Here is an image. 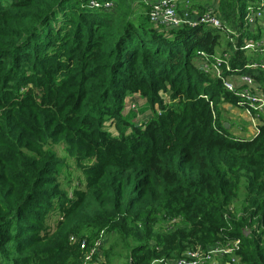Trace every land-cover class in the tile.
Here are the masks:
<instances>
[{"label": "trees", "instance_id": "16d2710c", "mask_svg": "<svg viewBox=\"0 0 264 264\" xmlns=\"http://www.w3.org/2000/svg\"><path fill=\"white\" fill-rule=\"evenodd\" d=\"M134 1L0 0V264H82L81 242L101 232L131 247L128 264L215 247L231 250L215 264H264V116L257 133L233 135L223 105L247 102L196 55L213 64L219 51L223 78L264 89L241 49L264 38L260 0H217L218 28L162 31ZM248 12L262 15L253 32ZM132 94L151 110L140 124L123 113ZM67 159L84 184L69 193Z\"/></svg>", "mask_w": 264, "mask_h": 264}, {"label": "built area", "instance_id": "2783aa9c", "mask_svg": "<svg viewBox=\"0 0 264 264\" xmlns=\"http://www.w3.org/2000/svg\"><path fill=\"white\" fill-rule=\"evenodd\" d=\"M138 4H145L151 6L149 13L150 22L153 23L157 30H172L197 26H211L220 27L219 18L213 14L212 10L207 9L202 15H188L186 8L188 1L184 0H159L157 2L150 3L149 0H135ZM92 6H98L92 2ZM260 5L264 9V0H260ZM110 4L105 5L109 7ZM248 24H253L254 20L262 22V15L260 12H248L247 14ZM235 49V48H234ZM242 50H250L255 53L264 54V38L258 41H248L241 48ZM200 62V69L205 72L212 73L218 79H221L225 89L229 92H233L236 96L247 102V106L243 109L245 115L250 122L249 127L254 131L251 134L258 132V126L260 125V119L264 116V95L261 93L258 84L255 80L248 75H232L231 78H223L221 75V64L226 65V70H229L227 56H215L211 59L213 64H208L210 59L204 52H198ZM264 57V56H263ZM262 57V58H263ZM249 69L260 68L264 72V63H251L248 65ZM242 83V88L235 86L237 83ZM255 86V89L250 87ZM128 99V98H127ZM126 99V100H127ZM238 243V242H237ZM236 243V244H237ZM100 241L96 240L92 243L91 247H88L85 241L81 242L80 249L83 252L82 264H96L94 258H102L100 254ZM231 253L230 249L215 247L207 253L199 251H188L184 258L173 261H154L152 264L163 262V264H215L216 258Z\"/></svg>", "mask_w": 264, "mask_h": 264}, {"label": "rangeland", "instance_id": "374dc122", "mask_svg": "<svg viewBox=\"0 0 264 264\" xmlns=\"http://www.w3.org/2000/svg\"><path fill=\"white\" fill-rule=\"evenodd\" d=\"M185 2L188 0H184ZM130 2H133V0H130ZM189 2V1H188ZM209 0H191V3L198 5V4H205L208 3ZM136 2L134 1V4ZM139 11V10H138ZM227 40V38H223L222 41ZM230 54V53H229ZM235 86L241 87L243 86L242 83H237ZM164 96V95H163ZM165 97V96H164ZM156 108V107H155ZM239 112H241L242 116H245L247 119L248 117L245 115L244 110L240 108H235ZM125 117L130 120V122L140 124L144 120H146L151 115V110L144 98H141L138 95H131L128 97V99L125 101L124 105V111H123ZM247 125L250 124L249 120L246 121ZM232 123H235V127H239L244 125L246 126V123L243 119L240 117L238 119L233 118ZM107 128L110 132L113 134H116L115 129L112 125H110V122L106 124ZM246 128V127H244ZM252 132L254 131L253 128H251ZM236 131H233V133L238 135H247L246 130L245 132L240 131L238 129H235ZM239 131V132H238ZM56 153L62 157L64 156L63 153V147H55ZM59 183L60 187L65 190L66 192H71L74 187H78L83 189V175L81 173V170L76 168L74 163L71 159L66 160V167H64L61 171V175L59 177ZM242 192V191H241ZM51 218L48 221V226H54L55 221L59 219L58 213L55 212L51 214ZM53 228V227H52ZM100 241V254L102 256V252H108L109 253V264H128V253L130 248H127V246L123 245L122 243H119V239L116 235H108L104 232L100 233L99 239H96ZM106 258V257H104Z\"/></svg>", "mask_w": 264, "mask_h": 264}, {"label": "crops", "instance_id": "0c3cea01", "mask_svg": "<svg viewBox=\"0 0 264 264\" xmlns=\"http://www.w3.org/2000/svg\"><path fill=\"white\" fill-rule=\"evenodd\" d=\"M158 0H149V2H157ZM189 1V3H188V6H190V5H194V6H198L199 8H203V9H213L214 10V5H215V3H216V1L217 0H209V2L208 3H205V4H198V5H195V4H193V3H191V0H188ZM136 4L137 3H135V6H136ZM136 8V11H134V15L135 16H137V14H140L139 12H140V8H137V7H135ZM139 10V11H138ZM250 25H253L252 23L250 24ZM251 30H252V32L255 30V24L253 25V26H251ZM262 39V38H261ZM258 40H260V39H252V38H248V39H246L245 40V42H244V44L246 43V42H248V41H253V42H255V41H258ZM244 52H245V54L246 55H248L249 56V58H250V62L248 63V64H251V63H257V64H259V63H264V61H263V56H264V54H259V53H255V52H253V51H250V50H243ZM198 52H203L202 50H199V51H197L196 52V55H197V58L199 59V54H198ZM216 57L217 56H221V54L219 53V51L218 52H216V55H215ZM229 66V65H228ZM253 70H255V69H253ZM239 83V82H238ZM255 86L256 85H254L253 87H250L251 89H255ZM242 87H244V86H242ZM246 88H247V86H246ZM259 89H260V91H261V93L264 95V89L263 88H261V87H259ZM133 95V94H132ZM223 108H224V112L222 113V115H223V117H224V120L226 121V126H227V128H229V130H230V132L233 134V135H235V136H237V137H239V138H248L249 136H251L252 134V129L249 127V124L247 125V122L246 121H248V119L245 117V116H242L241 115V112H239L237 109H235V108H237V107H234V106H232V105H229V104H225V105H223ZM241 118V119H243L244 121H245V123H246V126H244V125H242V126H240V124H239V127H235V123H232V119L233 118H236V119H238V118ZM244 127H246V128H244ZM235 129H240L241 131H243V132H245V130H246V134L247 135H238V134H235V133H233V131H236ZM239 130V131H240ZM238 131V132H239ZM101 259H103V258H100L99 257V262L101 261ZM94 262H96V261H94ZM97 263V262H96Z\"/></svg>", "mask_w": 264, "mask_h": 264}, {"label": "water", "instance_id": "95a60500", "mask_svg": "<svg viewBox=\"0 0 264 264\" xmlns=\"http://www.w3.org/2000/svg\"><path fill=\"white\" fill-rule=\"evenodd\" d=\"M225 127H227V126L225 125Z\"/></svg>", "mask_w": 264, "mask_h": 264}]
</instances>
